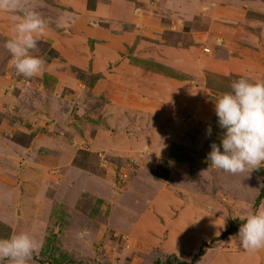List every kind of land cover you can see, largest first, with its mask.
Wrapping results in <instances>:
<instances>
[{
    "label": "rangeland",
    "instance_id": "rangeland-1",
    "mask_svg": "<svg viewBox=\"0 0 264 264\" xmlns=\"http://www.w3.org/2000/svg\"><path fill=\"white\" fill-rule=\"evenodd\" d=\"M138 1L142 41L113 60L93 58L105 35L82 31L102 21L73 0H26L47 21L32 78L4 47L14 13L0 19V238L38 241L28 264H264L222 236L261 204L264 167L206 160L223 134L213 99L264 79V0Z\"/></svg>",
    "mask_w": 264,
    "mask_h": 264
},
{
    "label": "clouds",
    "instance_id": "clouds-1",
    "mask_svg": "<svg viewBox=\"0 0 264 264\" xmlns=\"http://www.w3.org/2000/svg\"><path fill=\"white\" fill-rule=\"evenodd\" d=\"M0 12L14 13L10 17L13 34L6 39L4 47L11 55L16 73L25 78L39 75L44 59L31 53L45 34L47 21L34 8L26 6V0H0ZM213 100L223 134L220 144L213 142L206 156L211 168L236 175L264 167V79L241 77L232 82L231 91ZM211 132L209 125L206 134ZM232 218L242 222L235 235L242 248L249 251L264 248V207ZM39 247V242L28 232L0 238V264L4 261L28 264Z\"/></svg>",
    "mask_w": 264,
    "mask_h": 264
},
{
    "label": "crops",
    "instance_id": "crops-1",
    "mask_svg": "<svg viewBox=\"0 0 264 264\" xmlns=\"http://www.w3.org/2000/svg\"><path fill=\"white\" fill-rule=\"evenodd\" d=\"M75 1L76 0H73L71 6L79 5L81 7L80 10L84 12V16L86 17L87 22H89L91 18L102 21L100 25L90 26L89 24L85 26L86 32L85 30V33L82 31V36L84 35V37L85 35H92L93 37H97V34L99 33L105 35L103 37V40L107 42L101 45V47H103L102 49L97 48L95 54L94 52H92L93 58L95 56L97 58L110 57V59L119 60V58L122 56V53L118 55L119 47L125 48L126 45H135L137 42L142 41V16H144L142 15V12L144 7L149 8L148 6H142V2L138 0H98L96 1V5L94 4V6L91 7L92 9L90 8V10L87 8L88 1L90 0H77L80 2ZM7 13L4 12V14H2V12H0V19H8ZM136 15L138 16L136 17ZM147 16L148 14L146 15V17ZM109 25H111V27L115 25L117 27H120L117 36L111 37V32L110 30H108L110 28ZM122 26H126L127 28H123ZM82 29L84 28L82 27ZM55 41L58 42L57 39ZM54 47L56 50H58V45L55 46L54 44ZM0 56L2 57L3 53H1ZM104 88H108V86H102V89ZM258 207H264V199Z\"/></svg>",
    "mask_w": 264,
    "mask_h": 264
},
{
    "label": "trees",
    "instance_id": "trees-1",
    "mask_svg": "<svg viewBox=\"0 0 264 264\" xmlns=\"http://www.w3.org/2000/svg\"><path fill=\"white\" fill-rule=\"evenodd\" d=\"M88 6H90V5L88 4ZM262 196L263 195H262V190H261L260 193H259V198H261ZM256 204H257V202H256ZM240 224H238L236 227L235 226L234 227H229L228 229L224 230L223 233H222V236H225V235H228L230 233H233V232L237 231L239 229ZM202 254H203V248L200 247L199 251H198V254L192 258L193 263L197 260V257L202 255ZM166 264H188V263L186 261L179 260V259L175 258V261H171L169 259V261H166Z\"/></svg>",
    "mask_w": 264,
    "mask_h": 264
}]
</instances>
